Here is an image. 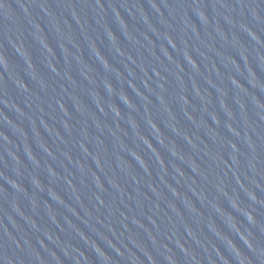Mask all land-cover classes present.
<instances>
[{"label":"water","instance_id":"95a60500","mask_svg":"<svg viewBox=\"0 0 264 264\" xmlns=\"http://www.w3.org/2000/svg\"><path fill=\"white\" fill-rule=\"evenodd\" d=\"M0 264H264V0H0Z\"/></svg>","mask_w":264,"mask_h":264}]
</instances>
